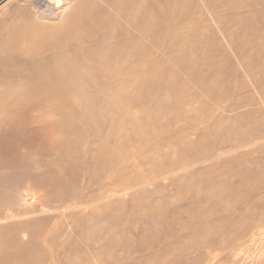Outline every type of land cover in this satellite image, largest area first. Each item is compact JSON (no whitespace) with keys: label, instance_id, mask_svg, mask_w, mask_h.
I'll use <instances>...</instances> for the list:
<instances>
[{"label":"rangeland","instance_id":"1","mask_svg":"<svg viewBox=\"0 0 264 264\" xmlns=\"http://www.w3.org/2000/svg\"><path fill=\"white\" fill-rule=\"evenodd\" d=\"M30 12L0 17V264H264V0H77L46 44Z\"/></svg>","mask_w":264,"mask_h":264},{"label":"bare ground","instance_id":"2","mask_svg":"<svg viewBox=\"0 0 264 264\" xmlns=\"http://www.w3.org/2000/svg\"><path fill=\"white\" fill-rule=\"evenodd\" d=\"M6 1L8 0H0V17L7 16L11 3H17L23 9L27 7L31 10L30 16L17 19L19 20L18 23L20 22V27L15 32L18 37L22 36L27 44L37 43L39 39L42 44H46L49 41V37L54 38V42L60 41L63 35L65 37L67 33L73 31L69 21L73 15L77 0H9L4 4ZM63 65L64 60H57V66L61 70Z\"/></svg>","mask_w":264,"mask_h":264}]
</instances>
